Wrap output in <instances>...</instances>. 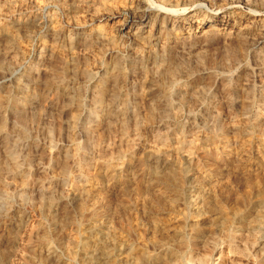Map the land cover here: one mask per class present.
Wrapping results in <instances>:
<instances>
[{"label":"rangeland","instance_id":"1","mask_svg":"<svg viewBox=\"0 0 264 264\" xmlns=\"http://www.w3.org/2000/svg\"><path fill=\"white\" fill-rule=\"evenodd\" d=\"M84 1L0 0V29L8 27L0 31V264H108L103 252L114 264H132L141 248L162 256L154 264H264L263 227L253 222L264 197V148L258 141L264 136V59L258 65L254 57L264 58V35L237 62L223 58L227 47L236 46L234 38L175 42L168 27L140 45L126 35L139 26L132 13L111 18L105 11L120 0ZM181 1L144 0L143 9L167 22L183 9L200 17L253 11L264 17L256 0ZM51 47L60 54H51ZM169 50L183 68L165 84L155 72L167 65ZM160 80L170 91L166 98L156 86ZM176 87L183 88L178 97ZM255 119L261 129L251 127ZM246 131L252 140L242 150ZM80 147L82 165L74 159ZM10 152L18 173L11 171ZM107 160L116 167L112 179L101 165ZM177 169L188 205L178 202L175 212L154 215L131 193L140 183L146 196H158L157 188L148 187L151 175ZM115 174L119 183L130 182L129 194ZM91 187L94 193L102 188L100 215L94 223L85 216L79 227V206L90 208L92 197L75 190ZM207 195L211 205L222 204L223 229L215 225L217 211L203 203ZM155 216L158 227L151 223ZM179 228L182 248L175 257L163 254L156 245L169 244ZM84 239L90 242L85 251ZM92 241L104 251L92 249Z\"/></svg>","mask_w":264,"mask_h":264},{"label":"bare ground","instance_id":"2","mask_svg":"<svg viewBox=\"0 0 264 264\" xmlns=\"http://www.w3.org/2000/svg\"><path fill=\"white\" fill-rule=\"evenodd\" d=\"M84 1V0H83ZM89 1V0H88ZM87 0H85L84 2H88ZM162 1H171V0H162ZM185 2L187 3L190 0H182L181 2ZM260 6L264 7V0H256ZM121 3H119L118 5H112L108 7V9L106 8V13H108L110 15V17L112 18V16L116 15V13L118 12H124V11H128L130 13H132L133 18H135L138 22H139V26H136L135 28H130L126 35L129 36L131 39L133 38L134 40L137 41L138 44L140 45H145V44H149L146 43L145 40L150 38L152 36L153 31H157L158 29H166L168 27H170V32L173 34L172 37L173 40L175 42H178L180 40H182V43H187L191 40H193L194 38H198L201 41L204 42H208V39L212 38V37H220L222 39H224L226 41V39L228 38H234L237 39V44H235L236 46L233 48L227 47L228 50L224 51V56L223 58L225 59H233L234 61H239L240 59L245 58V51L247 49V47H249L250 45L252 46L254 44L255 46V42H257L258 38L264 35V17L262 15H260L259 13L257 14L255 11H253V13L251 15H226V16H217V14L215 15H211V16H204V17H200L199 15L194 14H185L186 10H181V12L179 13L180 15L178 16V18L176 19V21L174 22H167L164 21V19H160L158 17L157 14L152 15V10L150 11H146V9H143L144 6V0H120ZM179 2V1H178ZM252 2V1H251ZM175 3V2H174ZM250 3V2H249ZM255 5V4H254ZM106 6V5H103ZM89 7V6H88ZM104 8V7H103ZM90 9V8H89ZM96 10V8H94ZM164 9V8H163ZM157 10V9H155ZM165 10V9H164ZM94 11V10H93ZM96 14H98V8L96 10ZM104 11V12H105ZM160 9L157 10V12H159ZM185 15V16H184ZM92 16V15H91ZM90 16V17H91ZM184 16V17H183ZM131 20V19H130ZM124 21V20H123ZM133 21V20H132ZM88 22V21H87ZM93 22V21H92ZM125 22V21H124ZM130 22V21H129ZM184 23V26L182 25V23ZM120 23V22H119ZM244 26H243V25ZM80 27V26H79ZM83 27V26H82ZM106 27V26H105ZM55 28V27H54ZM66 28V27H65ZM125 28L124 23L119 25V30L118 32L123 31V29ZM178 28V29H177ZM67 29H68V34H72L73 27L67 25ZM169 29V28H168ZM252 29V32L250 31ZM8 30V27H2V29H0L1 32H5ZM91 30V29H90ZM80 31V30H79ZM85 31V30H84ZM100 31V30H98ZM160 31V30H159ZM248 32L250 34H248ZM89 34H91L89 32ZM243 35H247L246 37H244ZM13 36V35H12ZM79 36V35H78ZM86 37V39H89L92 35H84ZM110 36V35H109ZM109 36H104V42H107L108 40L111 41V38ZM73 37V36H72ZM124 37V36H123ZM103 39V38H102ZM107 40V41H106ZM152 40V39H151ZM150 40V41H151ZM165 40V39H164ZM83 41V40H82ZM92 41V40H91ZM95 41V40H94ZM166 41V40H165ZM85 42V41H84ZM90 42V40H89ZM135 42V41H134ZM227 42V41H226ZM259 42V41H258ZM86 43V42H85ZM94 43V42H93ZM99 43V42H98ZM82 44V43H81ZM136 44V43H135ZM164 44V43H163ZM260 44V43H259ZM161 45V44H160ZM174 45V44H172ZM118 46V45H117ZM193 46V45H192ZM231 46V45H230ZM234 46V45H233ZM146 47V46H145ZM256 47V46H255ZM26 48V47H25ZM188 48V47H187ZM224 48V47H222ZM59 48L57 47H51L49 48L51 54H56L59 55L60 54V50H58ZM147 49V48H146ZM203 49V48H202ZM232 49V50H231ZM183 50V49H182ZM185 50V49H184ZM190 50V49H189ZM215 50V49H214ZM262 51V49H260ZM259 50V51H260ZM132 51V50H131ZM192 51V50H191ZM136 52V51H135ZM152 52V51H151ZM151 52H149L148 54H151ZM159 52V51H158ZM264 54V51L262 52ZM21 54V53H19ZM89 54V53H88ZM147 54V56H148ZM172 53L170 52V50L168 52H166L165 56L163 57V61H167V65L164 66L163 64V69L162 67L160 71H158V69L156 70V73H159V77H162V79L166 82L165 84H169V82H171L174 78V76L178 73L181 72V69L183 68L181 64H179L178 62H176L174 60V58L171 55ZM178 54V53H177ZM185 54V53H184ZM211 54V53H210ZM216 54V53H215ZM256 54L254 51H252V55ZM91 55V54H90ZM145 56V55H144ZM144 56H140L141 61L143 58H145ZM151 56V55H150ZM184 56V55H183ZM199 56V55H198ZM214 56V55H213ZM69 57V56H67ZM155 57V56H154ZM254 57L256 58L258 65L262 64L264 62L263 61V56L257 54L254 55ZM200 58V57H199ZM222 58V56L220 57ZM136 59V58H135ZM155 59V58H153ZM211 59V58H210ZM213 59V58H212ZM156 60V59H155ZM161 60V59H159ZM241 61V60H240ZM245 61V60H244ZM15 62V61H14ZM90 62V61H89ZM187 62V61H185ZM214 62V60H213ZM262 62V63H261ZM190 63V62H189ZM203 64V63H201ZM96 65V64H95ZM211 65V64H210ZM188 66V65H187ZM213 66V65H211ZM199 67V65H198ZM201 67V66H200ZM257 67V66H256ZM121 66H119V64H115V66H113L112 71L118 73L121 69ZM190 68V66H189ZM208 68V67H206ZM156 69V68H155ZM154 69V70H155ZM212 69V68H211ZM95 71V70H94ZM111 71V69H110ZM187 71V70H186ZM142 73V72H141ZM263 73V72H262ZM146 74V73H145ZM182 74V72H181ZM195 74V73H194ZM117 75V74H116ZM220 75V74H219ZM83 77L85 79H88L90 77V74L88 71H85L83 73ZM82 78V77H81ZM158 78V77H157ZM218 78V77H217ZM261 78V77H260ZM216 79V78H215ZM264 80V79H263ZM153 81V80H152ZM164 81L160 80L158 82L154 81V83H158L156 84V86L158 85V88L162 90V93H164V98H166L165 96L168 95V88L166 87V85L164 84ZM174 81V80H173ZM172 81V82H173ZM260 81V80H259ZM25 82V81H24ZM175 82V81H174ZM249 82V81H248ZM259 84V83H258ZM150 85V84H149ZM155 85V84H154ZM99 87V86H98ZM243 87V86H242ZM96 88V87H95ZM100 88V87H99ZM177 88V87H176ZM249 88V87H248ZM260 88V87H259ZM149 89V88H148ZM183 89V88H182ZM182 89L177 88V97H178V93H182ZM245 89V88H244ZM196 90V89H195ZM118 91V90H117ZM168 91V92H167ZM193 91V90H192ZM137 92V91H136ZM143 92V91H142ZM247 92V91H246ZM207 95V94H206ZM162 96V95H161ZM160 96V97H161ZM75 97V96H74ZM175 97V96H174ZM215 97V96H214ZM117 97L112 95L110 100L111 102L116 101ZM159 98V97H158ZM186 97H184L185 99ZM193 98V97H192ZM180 98H178L177 100H179ZM181 99H183L181 97ZM167 100V99H166ZM191 99L189 98V101ZM123 101V100H122ZM209 101V100H208ZM207 101V102H208ZM230 101V100H229ZM228 101V102H229ZM159 103H163V100L158 101ZM168 102V101H167ZM211 102V101H210ZM187 103V102H186ZM124 104V102H123ZM166 104V103H165ZM183 104V103H182ZM215 104V103H214ZM227 104V103H226ZM94 105V104H93ZM126 106V104H124ZM187 105V104H185ZM203 105V104H202ZM168 106V105H167ZM206 106V105H205ZM247 106V105H246ZM246 106H243V109L246 108ZM123 107V106H122ZM171 108V106H169ZM165 109V108H163ZM176 110V109H175ZM166 112H168L167 110H165ZM171 111V110H170ZM174 111V110H173ZM162 113V112H161ZM175 114V113H174ZM163 115V114H162ZM170 115H172L170 113ZM241 115V114H240ZM243 115V114H242ZM21 116V115H20ZM164 116V115H163ZM169 116V115H168ZM23 117V116H22ZM165 117V116H164ZM254 117V116H253ZM173 119V117H171ZM166 119V118H165ZM171 119V120H172ZM176 119V118H175ZM259 119V118H258ZM111 120V119H110ZM256 120V119H255ZM245 121V120H244ZM263 121V120H262ZM261 121V122H262ZM238 123V122H237ZM236 123V124H237ZM245 125V124H244ZM263 125V123H262ZM101 127V126H100ZM251 127L257 128L260 127V121L256 120L254 122H252ZM262 127V126H261ZM260 127V129H261ZM258 129V128H257ZM231 130V129H230ZM264 130V129H263ZM210 131V130H209ZM221 131V130H219ZM261 131V130H260ZM247 132V131H246ZM22 133V132H21ZM106 133V132H105ZM96 134V133H95ZM239 135H243L241 132H239ZM135 136V135H134ZM245 136L247 137L246 140L242 141V145H240V147L242 148V150L246 149V147L251 143L252 140V136L251 133H246ZM90 138V137H89ZM225 140V139H224ZM223 141V140H222ZM258 141H260V145L263 146L264 148V136H262L260 139L258 138ZM135 142V141H134ZM224 142V141H223ZM211 144V143H210ZM235 147V146H234ZM249 147V146H248ZM167 148V147H166ZM179 149V148H178ZM84 149L81 150V147L78 148L74 154V159L75 161L78 163V165H82V152ZM152 150V149H151ZM220 154H224L226 152V146H223L222 149H219ZM198 152V151H197ZM231 152V150H230ZM238 152V151H237ZM245 152V151H244ZM185 153V152H184ZM208 154V153H207ZM234 154V153H233ZM264 154V153H263ZM73 155V154H71ZM185 155V154H184ZM232 155V154H231ZM230 155V156H231ZM84 156V155H83ZM8 157L11 159L12 162V167H11V171L14 173H18L20 171L19 166L15 163V157L13 155L12 152L8 153ZM229 157V156H228ZM171 158V157H169ZM192 158V157H191ZM190 158V159H191ZM168 159V158H167ZM217 159V158H216ZM187 160V159H186ZM164 161V159H163ZM167 161V160H166ZM178 163V162H177ZM75 164V163H74ZM165 164V163H163ZM103 169L106 172V175L112 179L111 174L114 172V168L112 162L110 161H106L103 164ZM176 168V167H175ZM178 168V167H177ZM208 168V167H207ZM153 169V168H152ZM173 169V168H172ZM117 170V169H116ZM120 170V169H119ZM206 170V169H205ZM181 170L177 169V170H171L169 172H159L156 173L154 172L151 175L150 178V185L148 187H153V188H157V191L159 190V195L156 193L155 195L158 196H151V193H149L150 195L146 196L148 193L144 190V188L142 189L141 184H135V187L133 188V190H131V193L135 196L136 200H139L146 208L148 211H150L152 214H163V213H173L176 211V209H178V202H184L186 205H188V201H187V197H185L186 193H185V189L182 186L183 184V177L181 175ZM200 171V170H199ZM203 172V171H202ZM263 172V171H262ZM119 174V173H118ZM187 176V175H186ZM107 177V178H108ZM124 177V176H123ZM195 177V176H194ZM114 178L116 180H118L116 174L114 175ZM202 178V177H201ZM254 178V177H253ZM259 178V177H258ZM256 179V178H254ZM261 179V178H260ZM23 180V179H22ZM198 180V179H196ZM262 180V179H261ZM89 181V180H88ZM120 179L118 180L119 183ZM210 182V180H208ZM197 182V181H196ZM215 182V181H214ZM258 183H261L262 181L257 180ZM130 184V182H122L119 183L121 185V191L123 193H128V188H127V184ZM200 183V182H199ZM208 183V182H207ZM132 184V183H131ZM210 184V183H209ZM213 184V183H212ZM199 185V184H198ZM211 185V184H210ZM141 186V187H140ZM196 187V186H195ZM207 187V186H206ZM90 188V187H89ZM88 188V189H89ZM210 188V187H209ZM92 189V187H91ZM211 189V188H210ZM48 190V189H47ZM219 190V189H218ZM102 191V188L99 187L98 190L94 193V189L92 190H85L83 188L80 189H76L75 190V194L78 195H82L85 196L87 198L92 197V206L89 208V206H85L84 204H81L79 206L78 212H79V216H80V220L76 221L75 225L77 226H81L82 222H83V218L86 216L88 218L92 219V223L95 222V219L98 218V215H100V213L98 212V210L96 209V206L98 204V196H100V192ZM145 191V192H144ZM199 191V190H198ZM256 191V190H255ZM129 194V193H128ZM261 194V193H260ZM263 194V193H262ZM264 196V195H262ZM195 197V196H194ZM260 197V196H259ZM52 198V197H51ZM50 197L46 198V203H48L50 206H52L54 204L53 199H51ZM194 199V198H192ZM89 200V199H88ZM247 202V201H246ZM203 203L206 205L207 208H209L210 210H214L217 211V215H219V221L215 224L216 226H218L219 229H223V227L226 225V218L223 215L224 210L222 209V204L221 206H218L219 204L217 202L218 205H211L210 203V198L209 195L205 196L203 199ZM260 203V210L258 211L257 214H255L256 216H253L254 221L256 222L258 225H261L263 227V233H264V197H261V201ZM44 204V203H42ZM47 204V206H48ZM224 208V207H223ZM178 211V210H177ZM210 213V212H209ZM216 214V213H215ZM214 214V215H215ZM232 214V213H231ZM51 215V214H50ZM233 215V214H232ZM82 219V220H81ZM87 219V218H85ZM85 221V220H84ZM151 223L154 225V227H158L156 226V221H157V217H152L151 219ZM87 222V221H86ZM159 222H157L158 224ZM86 224V223H85ZM96 224V223H95ZM151 224V225H152ZM92 226V225H91ZM175 227V226H173ZM182 229V228H181ZM180 228L177 229L174 233V238L173 240H171L168 243H163V244H158L156 245L158 248L164 250V252H162L163 254L167 255V256H176L177 255V251L178 249L182 248V245L184 243V232L181 230ZM253 230V229H252ZM255 230V229H254ZM29 231V230H28ZM221 231V230H220ZM24 232V231H23ZM27 232V231H26ZM256 233L260 234V229L259 231L256 230ZM89 240H91L89 238ZM85 241V239H84ZM256 242H258V238L256 239ZM96 247V251L97 248L101 251H104L103 246H98L97 244L92 241V249H94ZM263 247V246H261ZM81 248L82 250H87L90 248V242H82L81 244ZM95 250V249H94ZM28 251V250H27ZM83 252V251H82ZM104 253V252H103ZM104 256V261H106L108 264H114L113 261H111V257L110 254H103ZM179 253V252H178ZM96 254V253H95ZM161 254V255H163ZM100 255V254H99ZM117 255V254H116ZM101 256V257H103ZM162 257V256H161ZM160 254L157 255V257H153L152 255H149L145 249L141 248L139 250V252L135 255L134 261L132 264H154L155 261L159 260L160 258ZM48 258V257H47ZM84 258V256H83ZM133 259V258H132ZM45 262V261H44ZM104 262V263H106ZM126 262V261H125Z\"/></svg>","mask_w":264,"mask_h":264}]
</instances>
